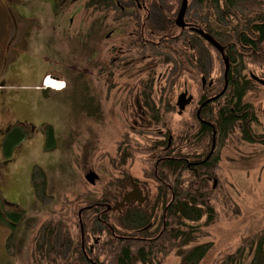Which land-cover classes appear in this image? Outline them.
Returning a JSON list of instances; mask_svg holds the SVG:
<instances>
[{
	"label": "rangeland",
	"instance_id": "rangeland-1",
	"mask_svg": "<svg viewBox=\"0 0 264 264\" xmlns=\"http://www.w3.org/2000/svg\"><path fill=\"white\" fill-rule=\"evenodd\" d=\"M116 1L122 6L121 0ZM180 2L158 0L149 11V22L143 24L140 20L137 25L133 22V28L126 20L127 16L120 13V7L113 4L100 6L101 10L96 13V6H88V0H62L65 8L61 19L59 12H55L54 19L49 1L47 4L41 0H0V36L5 35L4 45L11 44L15 52L24 55L26 48V71L36 70L37 76L43 72L62 76L70 81L69 88H72L76 69L81 71L77 77L83 82L79 95L72 89L67 96L35 90L39 88L34 86L37 78H28L27 72L25 78L10 74L9 70L10 75L0 82L4 87L0 97L6 96L10 101L2 106L3 112L0 110L3 114L0 115V128L26 118V126L22 123L14 126L26 133V142L18 146L14 160L3 167L0 195L14 205L5 208L21 211L22 219L16 230H10L8 225L0 222V264H78L79 246L87 257L88 243L92 245L94 238L105 236V227L99 221H92V210L83 212V218L93 224L85 229V236L82 235L77 225L78 212L100 203L105 190L122 196L130 190L129 177L150 193L151 203L147 207L150 209L158 187L148 177L151 171L149 159L159 155L154 150L155 145L166 144L169 134L173 141L184 137L182 128L194 122L201 97L209 99L223 86L222 61L207 44L203 45L190 35V45L183 50L182 45L169 44L164 38L167 32L160 29L171 30L173 26L169 20L176 15ZM255 2L261 4L260 9L264 8V0ZM247 5V0H238L234 9L222 13L198 0H188L187 12L190 19L198 21L220 43L224 41L225 45H230L227 24L233 20L232 26H235L238 15L251 13ZM26 6L29 12H26ZM105 10H108L107 17L102 23L100 15ZM71 11L78 13L74 17L68 16L72 18L68 25L67 14ZM228 14L230 18H227ZM109 25L110 28L118 25L122 34L133 31L108 43L107 47L117 48L123 42L126 49H119L110 56L101 36L108 32ZM154 29H159L161 34L155 33ZM92 30L100 32L102 40L92 37ZM26 35L32 44H26ZM180 35L183 34L176 30L172 36ZM181 41L182 38L179 43ZM231 50L235 52L236 48ZM121 52L123 64H113L112 78L108 81L103 66L106 60L110 62ZM182 52L194 57L193 65H188ZM239 55L245 66L246 54L239 52ZM94 57L95 60H91ZM256 64L261 68L248 66L242 75L251 71L264 79V62ZM201 75L207 80L212 79L214 85L202 91ZM185 90L192 95L193 102L178 116L175 102ZM74 91L77 92L75 88ZM227 95L228 92L209 107L224 108L229 99ZM79 98L95 108L82 107ZM13 101L20 108L12 110L15 112L10 115L8 110L13 108ZM243 103L251 105L257 117V122L251 126L253 134L264 136V87L254 86ZM204 119L211 121L207 115ZM47 122L49 124H45ZM216 150V179L212 182L216 187L218 185L219 192L211 203L217 212V220L200 227L189 248L212 243L211 250L198 264H257L254 251L259 238H262L264 254V145L243 141L241 127L236 125L226 137H219ZM125 155L128 157L122 163ZM89 171L98 176L93 185L85 180ZM33 175L37 191L33 187ZM186 176L182 173L176 179L170 177L168 183L175 185V180ZM119 184H123L124 191L116 188ZM119 213L107 215L104 224H114L113 217L120 218ZM42 224L55 227L49 237L51 245L47 244L46 231L43 236L39 234ZM127 226L125 223L121 229L124 231ZM20 231L21 243L16 242ZM80 235L89 240L82 242ZM133 238L140 239L139 235ZM175 253L153 264H180Z\"/></svg>",
	"mask_w": 264,
	"mask_h": 264
},
{
	"label": "trees",
	"instance_id": "trees-1",
	"mask_svg": "<svg viewBox=\"0 0 264 264\" xmlns=\"http://www.w3.org/2000/svg\"><path fill=\"white\" fill-rule=\"evenodd\" d=\"M247 1L249 11L252 12L241 16L238 15V24L235 26H232L233 20H230L229 24H227L230 28L229 31L231 35L228 40L231 41L232 44L227 45L228 48L225 47V53L229 56L230 62H233L234 65L236 64L234 61L237 60L242 63V61L239 60L240 57H242L239 55V52H243L248 59L244 64L255 65L258 68L260 66H257L258 64L256 63L264 62V8L260 9L262 7L261 4L255 2V0ZM198 2L205 6L211 5L215 10L226 13L229 9L235 8L238 0H198ZM88 6H91V4H88ZM62 10L63 6L61 4L57 5L56 9H54V11L59 13H61ZM230 17L231 15L228 14L227 18ZM100 18L103 19L101 16ZM69 19L70 17H68V25L70 23ZM249 29H251V31ZM154 30L155 33L161 34L159 29ZM158 30L159 32H156ZM244 30H246V34L238 35ZM164 38L166 39V36ZM223 44L225 45L224 41L222 45ZM232 48H236V52L230 55L229 51H231ZM186 57L188 56L186 55ZM192 61L193 59L189 58L190 65H193ZM232 68L237 69L236 67L230 66V70ZM30 71L28 72L30 73ZM236 74L237 71L233 70L228 75L229 87L227 96H229V99L226 101V106L224 108H210L209 106H205L201 112V117L204 119L205 115H207L211 118L210 123L217 133V136H215L216 142L219 137H226L233 126L239 125L241 127V138L243 141L250 144L259 143L260 145H264V136H257L252 132L251 124L257 122L256 115H254L255 112L250 105L243 104L245 93L251 90L254 84L251 80L236 82ZM67 94L69 93L67 92ZM81 98H79V100L82 101V107H91L90 103L88 104L86 100H82ZM204 99L205 97L202 98V100ZM206 108H208V111L205 110ZM195 116L196 112L194 113V118ZM182 133H184V137L179 138L177 141H172L171 147L166 151L158 149L160 146L155 145L154 150L159 151L158 157L160 161L158 163V168L162 171V174H155V160L157 156L153 155L152 158L149 159L151 162V171L148 177L154 180L158 185L157 194L155 196L156 200L149 213L146 211L144 213L134 214L133 217L135 218L132 221L136 224V227L130 224L132 225V231L130 232L133 234L132 237L145 235L146 238L149 237L151 239L149 241H131L132 243L130 242V246H125L121 240L113 238V234L121 235L119 229L122 226L120 219L113 217L116 224L112 223L111 226L114 231L103 225L106 235L98 245L93 247V252H90L87 247L86 257L81 253V247L79 246L78 264H153L156 260L157 263H159L161 259L171 255L173 252H176L175 255L180 258V264H198L204 259L206 253L211 250L212 243L197 245L190 248L189 245L194 242L195 234L199 232L200 227L208 226L217 220V212L211 201L216 199L215 194L219 192V190H217L218 185L216 187L214 182H212L216 179L215 169L218 159L217 157L210 156L209 159L203 163H199V161L207 158L209 149L212 145V132L209 127L201 125L197 119H195L192 124H187L182 128ZM21 139L22 135L11 142L5 143L4 155L6 157H9L12 149L15 148ZM127 157V155L123 156L122 163L126 161ZM163 157L168 159H163ZM182 173H186L187 175L184 179L175 180V185H170L168 183L170 177L171 179H176L180 177ZM210 182H212V185ZM127 184L130 186L128 182ZM121 186H123V184L116 188L124 191V188H121ZM33 187L37 191L34 178ZM103 195L104 196L99 202L109 205L115 203L120 197L119 193L116 196L112 191L107 192L106 190ZM169 201H171V203L166 207ZM146 203L149 204L150 201L147 200ZM132 209H138V207L134 206ZM129 210H131V207L128 208V211ZM162 210H164L166 216L156 219V212ZM143 211H145V209H143ZM115 213H108L105 211V207L94 208L91 211V215L93 216L92 221L96 220L101 223L103 220L104 222L107 215ZM97 215L100 217L97 218ZM81 218L83 219V230L85 233V229L88 227L90 228L93 222H90L88 219L85 220L83 214ZM21 219V211H11L3 214L0 210V222H6L10 230H16ZM155 219L157 223H155L156 227L154 228L153 222ZM200 222L202 224H200ZM148 224L152 225L155 232L149 234L151 229H148L139 234V230ZM52 226L51 224L45 227L42 226V233L43 231L47 232L45 235L48 237V245H51V239L49 237L53 235L55 230V227ZM56 226L58 227L59 225ZM86 239L89 240L88 238H84V240ZM259 239L261 241L259 240L255 247L254 260H256L257 264H264L262 238ZM227 259H231V257H227Z\"/></svg>",
	"mask_w": 264,
	"mask_h": 264
},
{
	"label": "flooded vegetation",
	"instance_id": "flooded-vegetation-1",
	"mask_svg": "<svg viewBox=\"0 0 264 264\" xmlns=\"http://www.w3.org/2000/svg\"><path fill=\"white\" fill-rule=\"evenodd\" d=\"M41 1H43L44 3H47V4H48V1H49L50 4H51L50 6H52V8L54 6V0H41ZM77 1H79V0H77ZM88 1L92 5V7L93 6H96L97 7V5H98V7H100V6H102V7L109 6L110 7L111 4H113V5L117 6V7L119 6L120 7V11H121L120 13L122 15L127 16L126 17V20L128 22H131V26H133V22H135V25H137L140 20L142 21L143 24H147V22H149V17H150L149 11H151V10L154 9L155 3L158 0H121L120 4L122 6H120L119 5V2H117L116 0H88ZM63 6H64V4H63ZM74 7H76V6H74ZM134 8H135V10H132ZM99 9L101 10V7ZM98 11L99 10H95L96 13H98ZM107 11L108 10H105V11H102L101 12V15L100 16L103 17L102 23L106 20ZM70 13L73 14V16H75L78 13V11H74V12L71 11ZM148 13H149V15H148ZM188 15H189V13L186 10L185 15L183 17V22L185 24V27H183L182 29H177L176 26H175L176 15H174L169 20L170 21L169 22L170 23V26H173V27H171V30L170 29H167V28L160 29L161 31L167 32L166 39L169 41V44H171V43H173V44L179 43L180 42V39L182 38L181 45H182L183 50H186L187 49L186 46L189 47V45H190V35H192L195 38H197L199 41H201V43H204L203 45H206V42L196 32L193 31V30H202L204 33H207V34L211 35L212 38L216 42H218L222 47L225 46V45H222V43L219 42L218 38L215 35L213 36L206 28H203L199 24L198 21L193 20V19H190L188 17ZM52 16H54V15H52ZM69 20H70V23H71L72 22V19H69ZM117 26H112V28H110V25H109L108 26L109 29H107L108 32H106L103 35H101V36H103V40L106 42L105 48L107 49V53H109L108 56H110L111 53L112 54H115L116 51H118L119 49H124V47H125V43H123V42L119 43L118 46H117V48H116V46H114V47L113 46L107 47L108 43L112 39H114L116 37L122 38L123 36H126V34H130V33L133 32V31H130L129 33H127L126 31H124L126 33L122 34L119 31V29H118ZM93 28H94V26H93ZM133 28H134V26H133ZM176 30L179 32V34H183V35H180L179 37L172 36L173 33ZM249 30L251 31V29H249ZM245 31L246 30L242 31L241 34H238V35L246 34ZM92 32H93V30H92ZM137 32L138 31L136 30V33ZM99 34H100V32H93L91 34V36L94 37V38H96V39H99L98 41H100L101 39H100ZM170 39L173 40V41H171ZM5 40H6V37H5L4 34L2 36H0V82H3V79L5 77H8L10 74H13V73L19 74V76H24L26 78V72H27L28 73L27 76L29 78H32V79H33V77L38 78V76L40 74L37 76V71L36 70H34V72H33V70L30 71V73L28 71H26V65L24 64L25 63V57H26V48H24V55H22V54H20L18 52L13 51L12 48L10 47L11 44L4 45ZM225 47L228 48L227 45ZM124 50H126V49H124ZM190 50H191V48L188 49V52ZM231 52L233 53L234 51L231 50ZM96 54L98 56V53H96ZM117 55L118 56L116 58L115 57H112V60L110 62L108 60H106L105 66H103L104 68H106V79L108 81H110L111 78H112L111 75H110V72L112 71V68H114L113 64H123V62L121 61V57H124V55L122 54V52H121V54H117ZM182 56H183V58H185V61H188V65H190L189 58L194 60V57H192V56H188L187 55L188 57H186V52H182ZM91 60H95V57L94 58H91ZM87 61H89V60H87ZM76 62H77V60L74 62V64ZM234 63H236V64L233 65V62H231L230 66L231 67H236L237 69L232 68L230 70V66H229V71H228L227 78H226L227 84H229L228 83V75L233 70H236L237 71V74H236L237 77L235 78V81L236 82L250 80V75H251V73L253 74V72L250 71V72H247L244 75H242V73L244 72V70H246V67L243 65V63L239 62L238 60L237 61H234ZM250 66H253V65H250ZM258 68H261V66L258 67ZM9 70H10V74H8L9 73ZM78 73H81V71H77L75 69L74 75H73L74 77L72 79L73 86H74V88H75V90L77 92L83 86V82H81L79 80V77H77V74ZM253 75H255V74H253ZM255 76H258V75H255ZM202 77H204L205 79H207V77L204 76V75H201L200 78H202ZM209 80H212V79H209ZM223 81H224V79H223ZM213 83H214V81H213ZM226 92H227V90L225 91V93ZM225 93H224V95H225ZM6 99H7V101H6ZM5 102L7 103V105H8V102L10 104L9 99L6 96L3 97V98L0 97V110H1L2 106H5ZM13 104H14L13 105V108L10 107L9 110H8V114H10V115L15 112V111L12 112V110H16V109H19L20 108V105L19 104H16L15 101H13ZM90 105H91V107H95L91 103H90ZM205 106H208V105H206V104L205 105H203V104L201 105V112L205 108ZM205 110L208 111V108H206ZM0 115H3V114H0ZM200 115H201V113H200ZM201 125H205V126H207V127L210 128V130L212 132V145H211V147L209 149V152H208L209 154H208L207 158H204V160L199 161V163H203L204 161H206L207 159H209L210 156H213L214 157L215 156L216 145H217L216 140H215V136H217V133L214 132L213 126H210L209 124H205V123H201ZM20 134H21V132L19 131V129L18 128H15L14 129L10 124L9 125H6L4 128H0V186L2 185V181H3L2 180L3 167L6 166L5 165L6 159L4 157V151H5L4 145H5L6 142H11L15 138L19 137ZM170 137L171 136L169 134L168 135V138H167L166 144H164V143L163 144L161 143L159 145L156 144L157 146H160V148L158 147V149H162V150H165V151L167 149H169L171 147L172 141H173V138L170 139ZM162 145H163V147H162ZM157 152L159 153V151H157ZM158 156L159 155H157V158L155 160V162H156V165H155V174L156 175L158 173L159 174H162V171H160L159 168H158V163L160 161V159H159ZM163 159H168V158L163 157ZM138 186H139L140 190L145 195H147V197L149 198L150 193L147 190L142 189L139 183H138ZM155 200H156V198L154 197V200L152 202L154 203ZM145 203L142 206H137L136 204H134V205L133 204H130L127 208H124V210L122 211V215L120 217V222H121L122 225L125 224V223H127L128 226L127 227H124V232L121 229V235H118V239L121 240V242L125 246H130V242L131 241L132 242L133 241H149L151 239L149 237L148 238H145V237H140V236H139L140 239H136V238H133L132 237L133 236L132 235V232H130V231H132L131 230L132 225H130V224H133L134 227H136V224L133 223V221H132L135 218V217H133L134 214L144 213L146 211L149 213L150 210H151V208L153 207V203H152L151 206L149 207L150 209H147V207H148L149 204H147V203L145 204ZM133 206H137L138 209H132ZM130 207H131V210L128 211V208H130ZM143 209H145V211L142 212ZM3 214H6V212H3ZM156 219H157V217H156ZM156 219L153 222L154 228L156 227L155 223H157V220ZM154 228L152 227L151 224H148L144 228H142V229L139 230V234L141 232H145L148 229H151L150 232H149V234H153L155 232Z\"/></svg>",
	"mask_w": 264,
	"mask_h": 264
},
{
	"label": "water",
	"instance_id": "water-1",
	"mask_svg": "<svg viewBox=\"0 0 264 264\" xmlns=\"http://www.w3.org/2000/svg\"><path fill=\"white\" fill-rule=\"evenodd\" d=\"M186 7H187V0H182L181 6H180V9L178 11L176 21H175L176 26L179 28H183L185 26V24L183 22V16L185 14ZM193 31L197 32L203 39H205L209 44H211L220 53L221 56H223L222 47H220V45H218L214 41V39H212V37H210L208 34L204 33L202 30H193ZM227 63H228L227 59L224 58L225 67H227ZM225 73H226V69H225ZM251 78L253 80H255L256 82L260 83L261 85H264V82L261 81L260 79L253 77V76H251ZM201 83H202V87H204L206 80L204 78H202ZM211 85H212V81H210L208 83V86H211ZM224 88H226V84H224ZM191 101H192V97L187 96L186 92L182 93L178 96L176 106H177L179 115L182 114L185 107L187 105H189ZM97 179H98V176L93 171H89L85 175V180L91 185H93ZM130 183L132 185L131 191H129L128 193L123 195V197L121 198V201L116 203L113 206V208H112L113 210H117V209L121 208L124 204H129L131 201H135V202H138L139 204H142L144 202V200L147 198V196H145V195L142 196L141 191L137 188V184L134 183L132 179L130 180ZM107 208L110 209L109 206H107Z\"/></svg>",
	"mask_w": 264,
	"mask_h": 264
},
{
	"label": "crops",
	"instance_id": "crops-1",
	"mask_svg": "<svg viewBox=\"0 0 264 264\" xmlns=\"http://www.w3.org/2000/svg\"><path fill=\"white\" fill-rule=\"evenodd\" d=\"M26 12H29V8H28V6H26ZM48 74V73H47ZM36 83V85H34V86H39V88H40V90H43L42 88H41V82H40V78H37L35 81H34V84ZM35 90H39L38 88H35ZM46 92H49V93H51V94H54V95H56V94H63V92H65V91H62V92H58V91H52V90H46ZM19 121H24V122H26V118H22V119H18ZM42 122V121H41ZM38 123H40V122H38ZM48 123V122H47ZM46 124V123H45ZM20 239V236H18L17 237V240H19ZM24 249H25V245H24Z\"/></svg>",
	"mask_w": 264,
	"mask_h": 264
},
{
	"label": "bare ground",
	"instance_id": "bare-ground-1",
	"mask_svg": "<svg viewBox=\"0 0 264 264\" xmlns=\"http://www.w3.org/2000/svg\"><path fill=\"white\" fill-rule=\"evenodd\" d=\"M50 80H51V78H49ZM49 79H48V82H49ZM47 83V82H46ZM51 85V86H50ZM50 85H48L47 84V86H49V87H53L54 85H52V84H50Z\"/></svg>",
	"mask_w": 264,
	"mask_h": 264
}]
</instances>
